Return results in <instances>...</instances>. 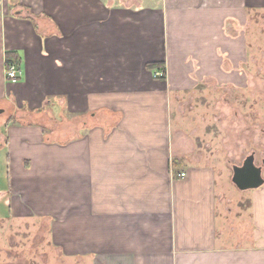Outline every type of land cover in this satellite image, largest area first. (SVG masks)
Wrapping results in <instances>:
<instances>
[{
    "label": "crops",
    "instance_id": "crops-1",
    "mask_svg": "<svg viewBox=\"0 0 264 264\" xmlns=\"http://www.w3.org/2000/svg\"><path fill=\"white\" fill-rule=\"evenodd\" d=\"M260 9L0 0L1 243L10 228L16 247L32 232L90 264H264V189L234 197L232 159L209 133L218 93L245 83L233 55L245 61L238 31Z\"/></svg>",
    "mask_w": 264,
    "mask_h": 264
},
{
    "label": "rangeland",
    "instance_id": "rangeland-1",
    "mask_svg": "<svg viewBox=\"0 0 264 264\" xmlns=\"http://www.w3.org/2000/svg\"><path fill=\"white\" fill-rule=\"evenodd\" d=\"M246 12L245 23L238 31V34L241 33L245 37V55L241 56V60L245 61L238 63L240 52L238 55H233L234 67L238 66L234 71L237 73L244 71L245 83L235 81L226 96L218 93V100L209 112L211 115L209 120L213 123L209 133L214 147L226 151L228 159H232L230 165H241L247 156L254 153L256 164L260 166L263 165L264 160V9ZM234 26L235 23H229L228 31L231 35H238ZM162 69L165 70V65ZM213 97L207 100L214 101ZM214 106L217 107V111L213 110ZM215 117H217L216 122ZM48 121L50 122L49 119ZM229 186L234 197L243 199V202L247 201L254 192L264 189L261 187L259 190L240 192L236 186ZM21 228L27 230L26 223ZM4 236L6 239L2 243L0 240V264H90V259L77 262L57 254L55 250L47 247L48 239L35 237L32 232L25 233V237L19 239L17 247L14 246L15 241H10L12 238L10 228ZM34 244L36 247L42 245V250L48 252V254L42 252L40 261L38 253L33 252Z\"/></svg>",
    "mask_w": 264,
    "mask_h": 264
},
{
    "label": "water",
    "instance_id": "water-1",
    "mask_svg": "<svg viewBox=\"0 0 264 264\" xmlns=\"http://www.w3.org/2000/svg\"><path fill=\"white\" fill-rule=\"evenodd\" d=\"M4 110H0V114ZM232 183L240 191L256 190L264 186V170L256 164L255 154L249 155L242 165L233 166Z\"/></svg>",
    "mask_w": 264,
    "mask_h": 264
},
{
    "label": "built area",
    "instance_id": "built-area-1",
    "mask_svg": "<svg viewBox=\"0 0 264 264\" xmlns=\"http://www.w3.org/2000/svg\"><path fill=\"white\" fill-rule=\"evenodd\" d=\"M166 70L164 69H159L156 70L153 73L154 79L162 80L166 78ZM22 76V71L21 68L17 65L15 62H9L7 63V68H6V77L7 80L16 83ZM179 177H186V173H180L178 175Z\"/></svg>",
    "mask_w": 264,
    "mask_h": 264
},
{
    "label": "trees",
    "instance_id": "trees-1",
    "mask_svg": "<svg viewBox=\"0 0 264 264\" xmlns=\"http://www.w3.org/2000/svg\"><path fill=\"white\" fill-rule=\"evenodd\" d=\"M9 59H11V55L8 56ZM10 61V60H9ZM148 68L150 69H162L164 68V63H153V64H149Z\"/></svg>",
    "mask_w": 264,
    "mask_h": 264
},
{
    "label": "flooded vegetation",
    "instance_id": "flooded-vegetation-1",
    "mask_svg": "<svg viewBox=\"0 0 264 264\" xmlns=\"http://www.w3.org/2000/svg\"><path fill=\"white\" fill-rule=\"evenodd\" d=\"M247 157H248V156H247ZM255 157H256V155H255ZM243 162H244V161H243ZM242 164H243V163H242ZM242 164H241V165H242ZM260 166L264 167V160H263V165H260Z\"/></svg>",
    "mask_w": 264,
    "mask_h": 264
}]
</instances>
